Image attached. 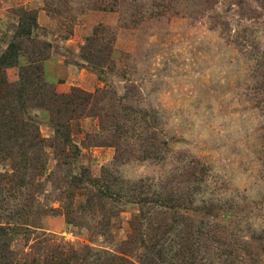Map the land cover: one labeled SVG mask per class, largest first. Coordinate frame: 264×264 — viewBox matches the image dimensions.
<instances>
[{
  "label": "rangeland",
  "instance_id": "1",
  "mask_svg": "<svg viewBox=\"0 0 264 264\" xmlns=\"http://www.w3.org/2000/svg\"><path fill=\"white\" fill-rule=\"evenodd\" d=\"M0 264H264V0H0Z\"/></svg>",
  "mask_w": 264,
  "mask_h": 264
}]
</instances>
